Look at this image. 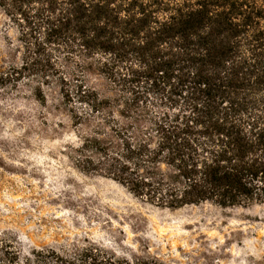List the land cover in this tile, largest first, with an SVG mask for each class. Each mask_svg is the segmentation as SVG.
I'll use <instances>...</instances> for the list:
<instances>
[{
	"label": "trees",
	"instance_id": "16d2710c",
	"mask_svg": "<svg viewBox=\"0 0 264 264\" xmlns=\"http://www.w3.org/2000/svg\"><path fill=\"white\" fill-rule=\"evenodd\" d=\"M0 13L21 58L0 81L58 89L80 172L158 208L264 206V0H0ZM93 71L113 94L85 84Z\"/></svg>",
	"mask_w": 264,
	"mask_h": 264
},
{
	"label": "rangeland",
	"instance_id": "374dc122",
	"mask_svg": "<svg viewBox=\"0 0 264 264\" xmlns=\"http://www.w3.org/2000/svg\"><path fill=\"white\" fill-rule=\"evenodd\" d=\"M16 44L0 13V71L20 63ZM85 84L113 94L94 71ZM79 132L57 88L40 94L23 80L0 81V264H86L84 252L92 264H264L262 204L151 206L74 166Z\"/></svg>",
	"mask_w": 264,
	"mask_h": 264
}]
</instances>
